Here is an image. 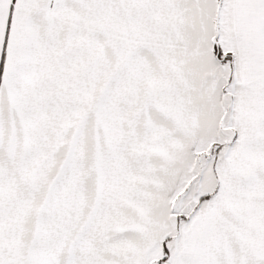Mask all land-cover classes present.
Masks as SVG:
<instances>
[{"label": "snow or ice", "instance_id": "obj_1", "mask_svg": "<svg viewBox=\"0 0 264 264\" xmlns=\"http://www.w3.org/2000/svg\"><path fill=\"white\" fill-rule=\"evenodd\" d=\"M0 264H264V0H0Z\"/></svg>", "mask_w": 264, "mask_h": 264}]
</instances>
